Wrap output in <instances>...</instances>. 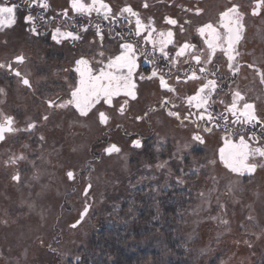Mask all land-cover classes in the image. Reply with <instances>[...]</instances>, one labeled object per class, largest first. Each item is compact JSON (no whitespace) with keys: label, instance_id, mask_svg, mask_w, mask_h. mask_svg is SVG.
Wrapping results in <instances>:
<instances>
[{"label":"snow or ice","instance_id":"6c2138e0","mask_svg":"<svg viewBox=\"0 0 264 264\" xmlns=\"http://www.w3.org/2000/svg\"><path fill=\"white\" fill-rule=\"evenodd\" d=\"M22 3L28 9L23 17V22L28 25L26 31L34 36H40L45 34L40 30L41 28L55 25L50 35L56 44L68 41L82 42L84 34L94 29L93 39L88 42L89 47L74 59L71 68L63 69L65 72L74 73L73 81L68 85V98L61 99L59 96L54 99L45 98L44 103L48 109L72 108L80 117L95 116L100 125L107 126L111 116L101 110L102 106L114 108V102H118L117 111L123 116L129 109L130 101L138 99L139 83L155 80L158 81L160 89L174 94L176 99L181 100L186 105V111L182 114L179 110H174L178 109L179 105L173 103L169 96H165L160 101L159 107L166 109L167 115L180 121L184 127L191 124L196 129L190 141L178 148L176 153H172L170 160L183 161L185 156L182 153L185 150L191 149L194 144H205L204 135L201 133L211 134L219 130L221 136L216 155L219 163L229 172L238 176L245 174L251 176L260 166L256 161H264V117L258 114L256 104L248 102L245 94L236 88L230 89V103L225 104L224 100H219V104L223 105V111L217 112L214 109L217 103L214 97L219 95L224 81L220 65L215 62L219 58L217 53L226 57L227 69L233 77L241 71L242 65L238 60L241 56L239 45L246 31L245 16L249 14L242 10L241 4L229 0V3L219 11L216 20L195 26V33L203 43L202 47H198L190 40L178 42L177 33L173 31V28H178L181 35L185 34L188 31L185 25L193 26L191 19H184L181 23L180 19L167 15L163 19L170 27L159 29L153 17H142L141 13L130 4L115 10L107 0H67L68 6L57 11L53 8L51 0H22ZM170 6L197 17L204 12V9L198 6L188 7L177 4L175 0H170ZM34 7L41 10L37 15L32 14ZM142 7L149 8L147 0H144ZM18 9H21L20 4L10 3L7 0L0 2V30L17 24ZM48 13L52 14L46 15ZM250 14L264 16V0H252ZM106 34L108 39L117 41L118 47L115 52L106 51ZM149 45L150 48L147 47ZM169 46L172 48L170 49ZM141 58L151 67L148 75L140 71ZM26 61L27 57L21 53L11 62H0V69L14 76L22 86L33 89L30 76L21 72L20 68L14 67V64H24ZM246 67L252 69L259 77L260 83L264 84V67H259L256 63H249ZM189 81L197 83L198 87L193 94L181 97L176 85L186 84ZM0 94L6 95V89L0 87ZM169 105L171 108L168 107ZM155 110V108L149 109V111ZM147 116L148 112H145L143 116H136L135 119L141 121ZM48 120L49 115L42 116V121ZM38 127L39 122L31 120L21 128L17 125L14 116L0 113V142H6L9 136L23 133L31 135ZM39 140L43 142L45 137L41 134ZM21 147L26 149L29 145L22 144ZM132 147L141 149L142 140L133 139ZM102 152L111 156L120 154L122 149L112 143L104 147ZM22 162L30 163L35 167V162L30 161L23 151L19 154L11 153L3 161L4 167L14 169L11 180L17 183L22 181L20 170ZM209 163L215 165L217 159L210 160ZM168 165L169 160H160L157 155L155 168H167L171 175ZM179 171L184 174L182 167ZM198 171L199 169H191L190 174H196ZM65 176L69 181L75 182L77 171L70 166L65 171ZM34 178L38 179V176ZM176 183L182 184L184 180L178 176ZM92 187L89 177V182L83 190L86 197ZM212 191L215 189L210 190L207 196L204 192H200L199 195L210 204ZM227 191L233 192L231 184ZM216 200L217 206L225 210V205L219 202V196ZM88 207L86 204L80 219L72 225L73 228L84 219ZM217 218L212 217V219ZM220 222L224 225L229 223L225 219H221Z\"/></svg>","mask_w":264,"mask_h":264},{"label":"flooded vegetation","instance_id":"af4514ba","mask_svg":"<svg viewBox=\"0 0 264 264\" xmlns=\"http://www.w3.org/2000/svg\"><path fill=\"white\" fill-rule=\"evenodd\" d=\"M0 2H4V0H0ZM7 2L20 4L21 9L17 11L18 20L15 26L0 30V62H11L16 55L23 53L27 57L26 63L14 64V67L20 68L21 72L30 76L33 89L22 86L14 76L0 69V87L6 89V95L0 94V113L14 116L17 125L21 128L25 127L31 120L39 122L38 129L31 135L23 133L18 136H9L6 142H0V169L8 172L10 184H19L11 180L14 169L6 168L3 165V161L11 153L19 154L23 151L28 155L30 161L35 162V167L30 163H21L22 179L29 173L33 177L38 176L40 168H51V166L56 168L60 164H64L62 159L59 158H61V153L66 148L69 151L75 150L76 153L74 154L76 156L79 154L78 158L75 157L77 160H74L73 164L82 166V169L86 170L95 166V162L98 161L99 157L98 152L102 151V148L114 143L111 138L115 134H120L121 137L127 139L130 152H133L132 150L143 151V164L146 169H150L147 165H153L155 168L157 155H159L160 160H169L168 168L171 169V176L173 175L172 177L175 181L178 176L181 177L184 180L183 184L187 183L192 176L189 170L199 169L195 174L197 179V174L200 173L205 176L209 168L215 165L229 174L237 176L241 182L251 180L259 173L264 172V161L260 160L256 161L260 166L257 167L256 172L251 176L248 174L238 176L225 169L219 163L216 155L221 136L219 130L211 134L201 133L204 135L205 144H194L191 149L185 150L182 153L185 156L183 161L179 159L170 160L172 153H176L178 148L190 141L191 135L196 129L191 124L184 127L180 121L169 117L166 109L159 107L160 101L165 96H169L173 103L179 105V108L174 110H179L182 114L186 111V105L181 100L176 99L174 94L160 89L158 81L155 80L139 83L138 99L130 101L129 109L123 116L117 111L118 102H114V108H109L106 105L102 106L101 110L108 112L111 116L107 126L100 125L95 116L80 117L78 112L72 108L48 109L44 103L45 98L54 99L57 96L61 99L68 98V85L72 83L74 73L65 72L63 69L71 68L74 59L89 47L88 42L93 39L94 29L84 34L82 42L73 43L68 41L63 44H56L50 35L52 27L55 25L41 28L40 30L45 34L34 36L26 31L28 25L23 22V17L27 14L28 9L23 5L22 0H7ZM107 2L115 10H119L125 4H130L141 13L142 17H153L159 29L170 27L165 24L163 19L167 15L180 19L181 23H183L184 19H191L193 26L185 25L188 28L185 34L181 35L178 28H173V31L177 33L176 39L180 43L184 40H190L196 43L198 47H202L203 43L201 38L195 33V26L209 20H216L219 11L229 3V0H175L177 4L188 7L198 6L204 9V12L198 17L192 13H183L179 8L170 6V0H147L149 4L147 9L142 7L144 0H107ZM232 2L241 4L242 10L249 13L245 16L246 31L244 39L239 45L241 56L238 57V60L242 67L239 74L233 77L227 69L226 57L219 52L217 53L219 58L215 62L220 65V72L224 76V81L219 95L214 97L217 101L214 109L217 112L223 111V105L219 104V100H224L225 104L230 103V89L239 88L245 94L248 102L256 104L258 114L264 117V84L260 83L259 77L252 69L246 67L249 63H256L257 66L264 67V16H252L250 14L252 0H232ZM51 3L57 11L68 6L67 0H58L57 2L51 0ZM40 11L39 8L34 7L32 14L37 15ZM51 14L48 13L46 15ZM105 45L106 51L109 53L115 52L118 47L117 41L108 39L107 34ZM147 47L150 48V45ZM169 48L171 49L172 46H169ZM184 67H187V65H184ZM140 71L144 75H148L151 71L150 65L144 63L143 58H141ZM176 87L180 96L183 97L193 94L198 84L189 81L186 84L176 85ZM168 107L171 108V105ZM150 108H155L156 110L149 111ZM145 112H148V116L145 119L141 121L135 119L136 116H143ZM46 114L49 115V120L45 122L42 121V116ZM99 129L101 131L100 135L98 134ZM41 134L45 137L43 142L39 140ZM210 137H217V139L215 138L213 151L209 150L208 147ZM133 139H141L143 147L141 149L132 147ZM83 142L89 151V155L84 158V162L82 161L81 164L80 150H82ZM22 144H28L29 147L26 149L22 148ZM69 158L70 156L67 155L64 160ZM213 159H217L215 165L209 163ZM73 167L75 166L73 165ZM181 167L184 169V174L179 171ZM155 169L159 173L164 170ZM83 174L84 171L81 170L77 177L81 178ZM69 182L75 186V182ZM83 190L81 192L82 195H84Z\"/></svg>","mask_w":264,"mask_h":264},{"label":"rangeland","instance_id":"374dc122","mask_svg":"<svg viewBox=\"0 0 264 264\" xmlns=\"http://www.w3.org/2000/svg\"><path fill=\"white\" fill-rule=\"evenodd\" d=\"M215 138H209V150H214ZM111 140L122 152L108 156L99 151L95 166L86 170L73 164L79 154L76 156L75 150L72 152L68 148L59 158L64 164L40 168L38 179L29 173L19 184H10L8 172L0 169V264H69L77 258L78 247L87 242L95 214L113 203V196L125 195L127 187L135 189L138 185L142 188L149 183L159 195L174 182L168 169L162 170L157 177L146 176L143 181L144 167L136 175L137 181H141L137 185L117 179V174L133 170L134 155L125 137L115 134ZM67 155L70 158L64 160ZM88 155L83 142L81 164ZM73 165L77 176L84 171L81 178L77 177L75 186L65 176L67 168ZM153 169L150 167L152 173ZM89 177L93 187L86 197L81 192ZM165 178L168 180L163 184ZM151 179L153 183L148 182ZM195 180L187 219L182 224L188 245L195 251L194 264H255L259 261L264 256V172L241 182L237 176L215 165L205 176L197 174ZM158 182H162L161 186ZM230 184L232 193L227 191ZM212 189L215 191L211 193L209 204L199 193L207 196ZM217 196L225 210L217 206ZM86 204L89 206L87 214L73 228ZM221 219L228 220V225L222 224Z\"/></svg>","mask_w":264,"mask_h":264},{"label":"trees","instance_id":"16d2710c","mask_svg":"<svg viewBox=\"0 0 264 264\" xmlns=\"http://www.w3.org/2000/svg\"><path fill=\"white\" fill-rule=\"evenodd\" d=\"M132 151L135 167L130 173L117 174V179H126L134 186L141 182L136 175L143 170L144 153ZM153 170L144 167L143 181L146 176L160 174ZM165 179L163 184L167 183ZM195 182L192 174L187 183L174 180L159 195L149 183L142 188L127 187L125 195L113 196V203L95 214L87 242L78 247L77 258L69 264H194L195 251L188 245L182 224L187 219ZM124 202L127 205L123 206ZM261 257L255 264H264Z\"/></svg>","mask_w":264,"mask_h":264},{"label":"water","instance_id":"95a60500","mask_svg":"<svg viewBox=\"0 0 264 264\" xmlns=\"http://www.w3.org/2000/svg\"><path fill=\"white\" fill-rule=\"evenodd\" d=\"M85 208V207H84ZM84 208H83V210L80 212V214L84 211ZM80 219V216H79V218L77 219V220H79ZM76 220V221H77ZM76 221L73 223V224H75L76 223Z\"/></svg>","mask_w":264,"mask_h":264}]
</instances>
